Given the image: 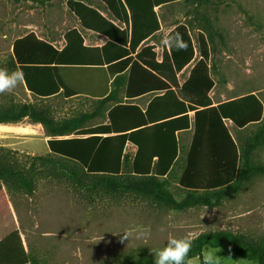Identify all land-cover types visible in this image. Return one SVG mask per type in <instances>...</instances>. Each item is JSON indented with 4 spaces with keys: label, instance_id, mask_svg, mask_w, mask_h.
I'll return each mask as SVG.
<instances>
[{
    "label": "trees",
    "instance_id": "1",
    "mask_svg": "<svg viewBox=\"0 0 264 264\" xmlns=\"http://www.w3.org/2000/svg\"><path fill=\"white\" fill-rule=\"evenodd\" d=\"M101 10L87 0H68L67 7L82 30L104 36L101 46L84 44L78 28L64 34L61 50L28 34L13 43L12 64L23 72V82L33 102L0 105V124L27 119L39 123L47 137L49 153L32 161L59 168L57 175L78 187L113 196L133 195L158 210L183 211L198 206L216 207L238 194L251 181L264 175V164L254 161V153L264 147V105L254 94L221 101L214 105L209 92L214 86L208 66L194 65L182 84V97L173 88L176 74L193 56L186 29H174L187 47L169 48L162 63L154 60L145 44L160 29L157 8L181 0H99ZM67 66L106 68L112 76L110 91L88 113L56 119L45 99L60 91L76 95L63 80ZM149 96L142 107L137 99ZM108 123H86L99 116ZM230 121L237 131L233 138ZM251 126V127H250ZM251 128L249 132L243 130ZM193 129L190 144L180 165V134ZM75 134L71 138H58ZM127 144L136 148L126 152ZM10 149L0 148V182L8 195L33 192L34 179L20 166ZM177 177L183 196L177 199L170 189ZM227 244L236 257L264 264V234L250 236L227 230L199 233L192 239L186 264L201 260L204 247ZM0 264H39L29 252L7 255ZM121 264H154L153 255L127 254Z\"/></svg>",
    "mask_w": 264,
    "mask_h": 264
},
{
    "label": "rangeland",
    "instance_id": "2",
    "mask_svg": "<svg viewBox=\"0 0 264 264\" xmlns=\"http://www.w3.org/2000/svg\"><path fill=\"white\" fill-rule=\"evenodd\" d=\"M67 1L0 0V70L18 71L11 62L13 43L28 34L58 50L65 45L64 34L72 28L80 30L88 46H101L107 41L104 36L82 30ZM87 1L107 16L102 2ZM156 11L160 29L145 45L152 48L157 63H162L169 51L160 44L162 34L168 29L183 26L193 46L192 59L177 72L173 84L180 97V88L190 70L203 61L214 82L209 92L213 103L254 94L264 105V0H181ZM61 75L79 95L66 101L53 98L41 102L49 105L56 119L91 112L110 91L113 79L106 68L100 67L67 66ZM22 80L11 91L0 93V105L11 101L32 102ZM148 99V95L142 96L137 102L145 107ZM96 123L107 124V116L101 114L86 125ZM226 126L236 139L233 124L227 121ZM250 127L242 132H249ZM192 135V128L180 134V165ZM0 139V148L12 150L27 171V178L34 179L31 194L21 192L14 196L8 195L0 182V258L31 252L39 258V264H121L125 255H152L149 249L161 247L172 238L192 240L201 232L213 230L250 236L264 234V175L253 179L220 206L158 210L133 195L113 196L78 187L59 177L58 167L32 161L33 156L45 155L43 151L47 147L39 137L7 135ZM17 140L33 142L30 145L36 151L14 149L12 141ZM132 146L127 144L125 148L131 155ZM253 159L264 164V147L254 153ZM180 165L170 181L177 199L183 196L177 184ZM130 227L138 230L150 227L151 231L129 242L120 239L122 233L115 234ZM212 249L218 250L216 255L221 257V264H256L236 257L227 244L218 248L206 246L202 255ZM189 264H200V260L191 259Z\"/></svg>",
    "mask_w": 264,
    "mask_h": 264
},
{
    "label": "clouds",
    "instance_id": "3",
    "mask_svg": "<svg viewBox=\"0 0 264 264\" xmlns=\"http://www.w3.org/2000/svg\"><path fill=\"white\" fill-rule=\"evenodd\" d=\"M161 47L171 48L177 51L186 49L187 45L176 30H166L160 40ZM23 79L22 71L0 70V93L9 92L14 89ZM150 227L138 230L135 227H130L125 230L116 232L122 233L120 239L127 240L132 238H142L150 234ZM114 234V235H115ZM102 238L100 236L99 240ZM98 240V241H99ZM128 244V243H127ZM192 248V240L187 238L167 240L161 247L149 249L154 258V264H186L189 252ZM217 249L206 251L200 260V264H221V257L216 255Z\"/></svg>",
    "mask_w": 264,
    "mask_h": 264
},
{
    "label": "crops",
    "instance_id": "4",
    "mask_svg": "<svg viewBox=\"0 0 264 264\" xmlns=\"http://www.w3.org/2000/svg\"><path fill=\"white\" fill-rule=\"evenodd\" d=\"M22 83H23V86H24V89H25L24 91H25L27 97L29 98V101L33 102L34 98L31 95V93L26 89L23 80H22ZM78 95H79V93H76V95H74V96L66 97L60 91L57 95H55V96H53L51 98H48V99L61 98L63 101H66V100H70V99H72V98H74V97H76ZM88 98H89V96H88ZM215 104H217V102H214V105ZM146 105H147V103H146ZM24 120H26L27 122L24 123V125H22V126H18L17 125L19 122L18 123H10V124H0V136H7V135H9V136H17V137L18 136H23V137H26V138L39 137L46 144V147H47L46 150L43 151V152L45 154L49 153V149H48V146H47V140L50 139V137H47L46 132H45L44 128L42 127V125L39 124V123H31L27 119H24ZM58 138H61V137H58ZM1 139L4 140V141L7 140V138H1ZM4 143L9 144L8 142H4ZM32 143H28L27 141L23 142V141H18L17 140L16 143H15V141H12V144H13L12 146L14 147V149H18V150H21V151H24V150L36 151L30 145ZM132 147H133L134 153H135L136 148L134 146H132ZM194 258H198V257H194ZM194 258H191V259H194ZM191 259L189 260L188 264L190 263Z\"/></svg>",
    "mask_w": 264,
    "mask_h": 264
}]
</instances>
